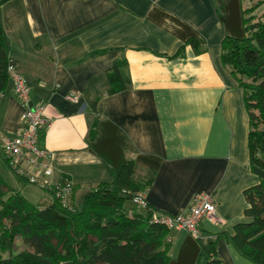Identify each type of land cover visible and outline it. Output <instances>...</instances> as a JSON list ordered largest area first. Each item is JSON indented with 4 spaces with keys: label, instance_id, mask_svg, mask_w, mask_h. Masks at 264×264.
<instances>
[{
    "label": "crops",
    "instance_id": "obj_1",
    "mask_svg": "<svg viewBox=\"0 0 264 264\" xmlns=\"http://www.w3.org/2000/svg\"><path fill=\"white\" fill-rule=\"evenodd\" d=\"M241 11V0L0 6L7 54L48 120L39 142L53 152L49 185L70 180L75 204L131 163L136 180L151 181L143 194L156 212H185L196 194L213 195L222 223L203 219L197 237L171 230L168 264H195L216 234L221 264H255L230 240L234 224L247 220L244 191L259 182L249 166L243 89L220 57L225 36H243ZM114 64L122 87L111 92L106 72ZM21 113L9 77L0 136L19 133Z\"/></svg>",
    "mask_w": 264,
    "mask_h": 264
},
{
    "label": "trees",
    "instance_id": "obj_2",
    "mask_svg": "<svg viewBox=\"0 0 264 264\" xmlns=\"http://www.w3.org/2000/svg\"><path fill=\"white\" fill-rule=\"evenodd\" d=\"M9 0H0V6ZM243 36H225L221 41V63L243 89L249 117V166L259 182L246 189L247 220L237 222L230 240L236 249L255 264H264V21L251 22L242 9ZM189 44L194 46V41ZM9 58L0 25V95L9 75ZM110 91L122 87L116 64L106 72ZM0 158L7 164L0 149ZM56 185L41 187L49 200L33 204L13 191L0 175V264H168L170 231L150 224L145 210L128 214L125 208L136 193H143L151 181L134 178L131 163L124 165L109 183L89 191L77 208L63 205ZM22 182H26L20 179ZM73 191V187H72ZM72 193V192H71ZM131 209V208H130ZM29 249L13 254L14 237ZM200 252L195 264H221L214 241Z\"/></svg>",
    "mask_w": 264,
    "mask_h": 264
},
{
    "label": "built area",
    "instance_id": "obj_3",
    "mask_svg": "<svg viewBox=\"0 0 264 264\" xmlns=\"http://www.w3.org/2000/svg\"><path fill=\"white\" fill-rule=\"evenodd\" d=\"M7 71L13 82V94L22 107V113L19 133L13 137L0 136V149L5 155L7 166L17 177L39 188L50 186L47 180L52 173L53 152L42 147L39 142L42 129L48 125V120L43 115V106L29 105L31 102L30 88L26 80L18 74L12 60ZM65 99L76 102L77 96L68 94ZM72 187L68 179H63V185L59 186L57 196L62 200L63 205L67 204ZM131 203L133 208L128 210L129 215L134 210H145L148 205L143 193H136L132 196ZM203 219L212 223H222V219L216 212L213 195L208 193L196 194L185 212L173 214L153 212L148 222L162 226L168 231L182 229L197 237V225ZM166 241H171L170 235L167 236Z\"/></svg>",
    "mask_w": 264,
    "mask_h": 264
},
{
    "label": "rangeland",
    "instance_id": "obj_4",
    "mask_svg": "<svg viewBox=\"0 0 264 264\" xmlns=\"http://www.w3.org/2000/svg\"><path fill=\"white\" fill-rule=\"evenodd\" d=\"M241 4L242 9L245 11V17L249 19V21H264V0H241ZM0 175L13 191L18 192L33 204L41 203L50 198L46 191L36 185L25 182L22 183L1 158ZM84 196L75 202L74 205L77 208L82 206ZM131 207H133V204L130 201L126 202L125 208L130 209ZM24 250L29 249L23 244L19 236L14 237L12 246L13 254H18Z\"/></svg>",
    "mask_w": 264,
    "mask_h": 264
},
{
    "label": "water",
    "instance_id": "obj_5",
    "mask_svg": "<svg viewBox=\"0 0 264 264\" xmlns=\"http://www.w3.org/2000/svg\"><path fill=\"white\" fill-rule=\"evenodd\" d=\"M30 106H32V103L30 102V104H29Z\"/></svg>",
    "mask_w": 264,
    "mask_h": 264
}]
</instances>
